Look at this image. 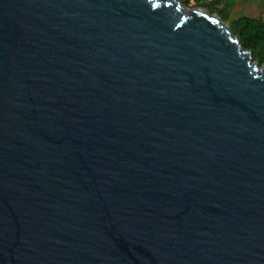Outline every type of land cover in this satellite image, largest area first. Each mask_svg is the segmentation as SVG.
Returning <instances> with one entry per match:
<instances>
[{"label":"water","instance_id":"95a60500","mask_svg":"<svg viewBox=\"0 0 264 264\" xmlns=\"http://www.w3.org/2000/svg\"><path fill=\"white\" fill-rule=\"evenodd\" d=\"M184 1L0 0V264H264V66Z\"/></svg>","mask_w":264,"mask_h":264},{"label":"trees","instance_id":"16d2710c","mask_svg":"<svg viewBox=\"0 0 264 264\" xmlns=\"http://www.w3.org/2000/svg\"><path fill=\"white\" fill-rule=\"evenodd\" d=\"M196 5L212 7V12H217L224 21L230 18L231 3H227L223 7H219L221 0H194ZM191 0H187L189 5ZM230 27L234 34L237 35L246 50L253 53L254 61L260 65H264V20L261 18L241 16L230 22Z\"/></svg>","mask_w":264,"mask_h":264},{"label":"rangeland","instance_id":"374dc122","mask_svg":"<svg viewBox=\"0 0 264 264\" xmlns=\"http://www.w3.org/2000/svg\"><path fill=\"white\" fill-rule=\"evenodd\" d=\"M207 1H212V0H207ZM221 1L222 2L219 5V7L225 6L226 2L232 4V8L230 9L231 14L229 20L227 21L223 20L229 26L230 29H231L230 22L241 16L256 17L264 20V0H221ZM184 4L189 9L205 8L211 13L219 15L217 12L211 11L212 7L210 8L209 6L196 5V2L194 0H191L189 5L187 4V1H184ZM260 66H264V65H260Z\"/></svg>","mask_w":264,"mask_h":264},{"label":"bare ground","instance_id":"6f19581e","mask_svg":"<svg viewBox=\"0 0 264 264\" xmlns=\"http://www.w3.org/2000/svg\"><path fill=\"white\" fill-rule=\"evenodd\" d=\"M214 16V15H213Z\"/></svg>","mask_w":264,"mask_h":264}]
</instances>
